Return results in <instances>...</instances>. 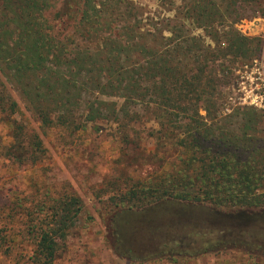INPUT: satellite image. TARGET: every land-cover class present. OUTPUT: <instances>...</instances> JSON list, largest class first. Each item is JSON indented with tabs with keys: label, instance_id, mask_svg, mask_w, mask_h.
Returning <instances> with one entry per match:
<instances>
[{
	"label": "trees",
	"instance_id": "1",
	"mask_svg": "<svg viewBox=\"0 0 264 264\" xmlns=\"http://www.w3.org/2000/svg\"><path fill=\"white\" fill-rule=\"evenodd\" d=\"M180 1L183 23L173 26L167 18L169 36L142 33L130 0H79L74 30L61 37L46 17L55 0H0V121L13 127L9 159L36 165L46 159L49 146L40 132L18 125L15 91L43 130L55 127L79 137L106 122L117 126L121 143L130 145L134 133L151 125L157 169L109 181L115 210L176 203L244 215L264 212V112L240 107L232 115L220 114L221 90L232 79L224 60L253 59L262 50L260 38L242 35L234 24L248 17L244 6L258 14L263 10L264 16V0ZM74 2L68 0L66 9ZM220 20L231 25L223 33L216 26ZM198 29L215 48L192 35ZM43 189L35 186L0 208V252L16 235H25L33 245L29 264H55L82 212L76 195L51 199L49 187ZM168 217L158 231L176 236L170 259L176 253L250 249L254 240L264 244V224L252 230L237 219L230 225L198 216ZM15 224L23 227L18 234ZM202 230L222 236L199 249Z\"/></svg>",
	"mask_w": 264,
	"mask_h": 264
},
{
	"label": "rangeland",
	"instance_id": "2",
	"mask_svg": "<svg viewBox=\"0 0 264 264\" xmlns=\"http://www.w3.org/2000/svg\"><path fill=\"white\" fill-rule=\"evenodd\" d=\"M170 1L130 0L134 8L132 16L137 19L142 33L161 32L169 36L165 25L167 18L171 19L173 26L183 23L178 16L181 1L173 0V4ZM67 2L55 0L46 12V17L61 37L70 35L76 25L74 20L79 19V0H75L69 10L65 7ZM244 7L248 17L234 24V28L244 36L260 38L262 50L253 59L228 57L224 60L232 79L221 90L223 100L220 102V114L223 117L234 114L240 107L264 112L259 109L260 106L251 104L258 94L264 93L263 10L258 14L254 8ZM66 14L71 20H67ZM216 26L223 33L231 25L229 21L220 20ZM192 35L202 36L210 47L215 48V42L207 38L203 30H194ZM222 38L220 45L225 46L226 39ZM152 43L148 41V44ZM12 95L19 103L20 109L15 116L18 125L40 132L49 146L46 147V159L38 161L36 165L31 160L21 165L12 162L6 153V146L13 142V127L8 122L0 121V208L10 205L20 195L32 193L35 186L49 187L51 199L58 195H76L83 202L82 212L59 250L55 264H264V244L257 240L252 242L250 249L216 250L218 252L195 256L176 253L175 258L170 259L171 252L176 250V236L158 231L163 226L159 224L160 220L169 218L168 215L198 216L230 225L232 219H237L236 223L259 230L264 224V212H246L244 215L193 205L163 203L139 212L124 213L109 204L110 196L115 192L109 187V181L138 178L157 169L152 153L157 151L158 143L155 133H151V125L138 128L134 133L135 141L130 145L121 143L117 126L106 122L99 124V130L90 127L82 136H69L64 129H41L37 119H31L34 116L27 110L24 101L15 91H12ZM262 119L264 130V115ZM182 227L178 230H182ZM21 230L23 227L20 224L14 225L13 232L18 234ZM202 232L205 241L196 246L199 249L209 242L220 240L222 236L219 231ZM186 242L180 241L179 244H188ZM32 249L33 245L25 235H16L11 247L0 252V264H29Z\"/></svg>",
	"mask_w": 264,
	"mask_h": 264
},
{
	"label": "built area",
	"instance_id": "3",
	"mask_svg": "<svg viewBox=\"0 0 264 264\" xmlns=\"http://www.w3.org/2000/svg\"><path fill=\"white\" fill-rule=\"evenodd\" d=\"M251 104L252 105H256V106H260L261 108H259V109L264 110V93L263 94H258L257 97L255 98L254 102H251Z\"/></svg>",
	"mask_w": 264,
	"mask_h": 264
}]
</instances>
